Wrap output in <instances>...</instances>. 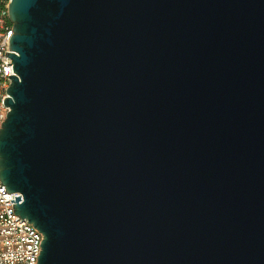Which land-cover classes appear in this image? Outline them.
Segmentation results:
<instances>
[{
    "label": "water",
    "instance_id": "water-1",
    "mask_svg": "<svg viewBox=\"0 0 264 264\" xmlns=\"http://www.w3.org/2000/svg\"><path fill=\"white\" fill-rule=\"evenodd\" d=\"M9 17L0 178L37 264H264V0Z\"/></svg>",
    "mask_w": 264,
    "mask_h": 264
},
{
    "label": "built area",
    "instance_id": "built-area-1",
    "mask_svg": "<svg viewBox=\"0 0 264 264\" xmlns=\"http://www.w3.org/2000/svg\"><path fill=\"white\" fill-rule=\"evenodd\" d=\"M10 2L0 0V127L9 110L4 103L9 96V75L16 74L12 58L5 55L7 51L13 52L9 46L13 33L9 17ZM9 62L12 63L7 64ZM15 195H19V192H8L0 178V264H37L44 235L26 217L14 213ZM11 199L14 201L11 202Z\"/></svg>",
    "mask_w": 264,
    "mask_h": 264
}]
</instances>
